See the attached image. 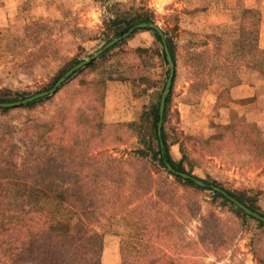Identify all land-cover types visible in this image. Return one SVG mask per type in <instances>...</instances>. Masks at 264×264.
I'll use <instances>...</instances> for the list:
<instances>
[{
	"label": "rangeland",
	"instance_id": "374dc122",
	"mask_svg": "<svg viewBox=\"0 0 264 264\" xmlns=\"http://www.w3.org/2000/svg\"><path fill=\"white\" fill-rule=\"evenodd\" d=\"M144 4L151 10L152 21L175 45V77L162 127L172 158L176 162L184 160L187 173L201 180L214 182L228 191H247L246 196L256 200L257 211L264 215V0H0V98L19 101L50 90L69 69L126 32L120 33L128 19L113 22L117 14L129 11V17L134 19ZM252 6L262 12L257 51L253 49L251 32L249 61L236 69L229 68L218 56L219 42L211 35L225 34L227 26L228 40L235 39L234 30L243 8ZM248 27L253 30L250 24ZM199 52L203 54H196ZM193 65L213 72V82L206 88L192 81ZM169 74L164 44L151 28H139L69 76L53 94L45 96L42 104L31 110H14L11 116L16 124L25 120L27 114L52 122L59 108L73 113L79 99L94 100L98 94L86 88L98 81L101 84L95 88L104 94L106 124L102 146L125 157L144 150L147 156L132 162L138 168H155L153 163L159 164L158 144L153 141L148 147L147 129L137 137L138 125L130 128L119 124L140 123L147 111L154 112ZM83 82H88V86H83ZM234 115L242 124L250 125L244 132L259 144L251 147L246 137L240 140L228 134L208 140ZM160 169L156 186H162L169 176L168 169ZM0 186L14 196V209H29L28 182L2 177ZM210 189L199 186L185 192V202L190 204L194 198L197 211L184 233L187 241L183 251L201 258L209 253L205 257L209 264H260L249 245L253 238L258 256L264 258V229L260 220ZM81 214L78 204L58 206L62 221L78 223ZM100 219L102 224L106 223L105 215ZM199 226L203 231L211 227L210 237L204 243L197 238L202 235L198 233ZM102 230L101 253L93 264H123V242L127 246L136 243L135 231L126 230L122 235L123 227L117 223ZM11 237L17 240L20 264H55V250L40 245L37 227L19 225ZM166 243L160 241L158 247ZM215 247H220L218 257L213 254ZM150 256L146 254V258Z\"/></svg>",
	"mask_w": 264,
	"mask_h": 264
},
{
	"label": "trees",
	"instance_id": "16d2710c",
	"mask_svg": "<svg viewBox=\"0 0 264 264\" xmlns=\"http://www.w3.org/2000/svg\"><path fill=\"white\" fill-rule=\"evenodd\" d=\"M128 14L131 13L125 11L122 15L117 14L113 20L115 22L121 18L128 19L125 20L126 27L120 33L128 31L139 22H153L147 4L139 7L136 18H130ZM239 21L234 30L237 34L235 39L228 40L227 34L230 32L227 26L225 34L211 35L219 42L218 56L229 68L235 69L249 61L247 57L251 32L254 34L253 49L257 51L262 21L261 9L254 6L243 8ZM249 24L253 27L252 31L248 30ZM174 28L177 29L176 26ZM151 29L161 41L159 32ZM167 42L176 62L174 41L167 38ZM212 73L202 66L200 68L193 65L192 81L199 82L206 88L213 82ZM92 82V86H88V82H83L82 85L88 86L86 89L90 93L94 91L98 96L90 101L79 99V106L73 113L67 112V108H59L52 122L32 118L27 114L25 120L16 124L11 116L14 110L36 108L46 100L45 97L18 107H0V178L12 177L28 182L30 199L28 210H16L13 208L14 196L0 186V264L21 262L17 240L11 237V233L19 225L39 229L40 245L55 250V264H93L101 253L104 232L102 227L107 229L115 223L123 227L122 235L126 230L135 231L137 240L131 246L123 242V264H209L205 260L209 253L201 258L183 251L187 241L184 233L197 211L194 198L190 204L185 202V192L199 186L166 168L168 161L177 170L187 172L184 160L176 162L172 158L164 129L161 136L158 134L160 104L154 112L147 111L140 123L131 121L119 124L130 128L138 125L137 137L146 128L150 138L148 147L151 148L153 141L158 144L159 164L153 163L155 168H138L132 160L146 157L144 150L137 151L132 157H125L114 155L102 146L106 125L103 119L104 94L95 88L96 84L101 83ZM171 92L172 88L167 96L165 117L170 106ZM17 100L18 98H0V103ZM18 114L23 115L21 112ZM249 127L250 125L239 122L237 115H234L220 125L219 133L213 134L208 140L224 138L228 134L240 140L246 137V142L252 147L259 144V141L250 139L245 134L244 128ZM161 140L165 143L164 152ZM161 166L167 170L169 176L163 180L166 182L162 186H156L159 184ZM189 174L192 175L190 172ZM170 176H173L172 180ZM230 191V194L251 209H259L256 200L246 196L247 191ZM214 192L216 196L226 198L223 194L215 190ZM63 203H75L81 207L82 214L78 223L62 221L59 218L58 206ZM101 215H105L106 223H101ZM215 220H219L218 216ZM259 224L264 229V222L260 221ZM197 229L198 233H202L197 238L204 243L210 237L211 227L208 226L204 231L202 226ZM160 241L167 243L159 248ZM249 245L255 260L260 264L264 263V258L258 256L253 238ZM169 247L172 251H169ZM219 251L220 247H215L213 254L218 257ZM148 253L151 256L146 258Z\"/></svg>",
	"mask_w": 264,
	"mask_h": 264
},
{
	"label": "water",
	"instance_id": "95a60500",
	"mask_svg": "<svg viewBox=\"0 0 264 264\" xmlns=\"http://www.w3.org/2000/svg\"><path fill=\"white\" fill-rule=\"evenodd\" d=\"M139 28H153L159 32V34L161 36V41L164 44L166 56H167V59H168L169 65H170L169 78L167 80L166 87L162 93L160 108H159V116L160 117H159V122H158V134L161 136L162 135V127H163V123H164V115H165V109H166L167 96H168V93L170 91V88L172 87L173 80L175 77V61H174V58H173L171 51L169 49V45H168V42L166 39L165 32L154 22H140V23L133 25L128 31L124 32L122 35H120V36L114 38L113 40H111L110 42H108L103 48L99 49L90 58L77 63L75 66H73L71 69H69L56 82V84L50 90H45V91L36 93V94H34V95L24 99V100L0 103V107H17V106H21L24 104H28L29 102H33L39 98L48 96L50 94H53L69 78V76L73 75L79 69H81V68L85 67L86 65H88L89 63H91L98 56H100L104 51H106L107 49H109L110 47L115 45L118 41H120L124 37L129 36L134 30L139 29ZM161 146H162V149L164 152L165 143L163 142V140H161ZM166 166L170 172H172L176 175H179V176L183 177L184 179H190L201 187H205V188L211 187L213 190L223 194L226 198H228L231 202H233L237 207H239L241 210H243L246 214L264 222V215L263 214L259 213L256 210L251 209L249 206H247L245 203L238 200L235 196L230 194L224 188L217 186V185H214V184H207L205 181H203V180H201V179H199L193 175H190L187 172L177 170L168 161H166Z\"/></svg>",
	"mask_w": 264,
	"mask_h": 264
},
{
	"label": "crops",
	"instance_id": "0c3cea01",
	"mask_svg": "<svg viewBox=\"0 0 264 264\" xmlns=\"http://www.w3.org/2000/svg\"><path fill=\"white\" fill-rule=\"evenodd\" d=\"M195 249H199V248H197V247H194Z\"/></svg>",
	"mask_w": 264,
	"mask_h": 264
},
{
	"label": "clouds",
	"instance_id": "9594fccd",
	"mask_svg": "<svg viewBox=\"0 0 264 264\" xmlns=\"http://www.w3.org/2000/svg\"><path fill=\"white\" fill-rule=\"evenodd\" d=\"M165 2H167V0H165Z\"/></svg>",
	"mask_w": 264,
	"mask_h": 264
}]
</instances>
